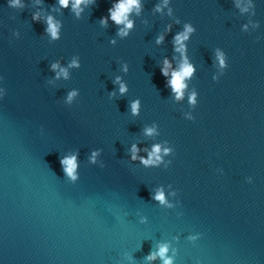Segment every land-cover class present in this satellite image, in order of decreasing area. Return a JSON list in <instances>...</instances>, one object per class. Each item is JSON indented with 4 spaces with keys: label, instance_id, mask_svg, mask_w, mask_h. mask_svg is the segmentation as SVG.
Instances as JSON below:
<instances>
[{
    "label": "water",
    "instance_id": "1",
    "mask_svg": "<svg viewBox=\"0 0 264 264\" xmlns=\"http://www.w3.org/2000/svg\"><path fill=\"white\" fill-rule=\"evenodd\" d=\"M115 2L81 5L77 17L59 0H21L23 8L0 0V264H163L146 260L161 243L173 264H264V0H141L126 37L113 21L99 23ZM49 15L60 22L57 39L45 32ZM188 22L196 28L184 41L194 72L176 100L160 68L165 57L178 66L173 37ZM216 48L229 64L218 82ZM73 58L80 67L55 79L51 63L67 68ZM193 87L191 121L183 113ZM72 89L78 95L66 104ZM153 125L158 135L145 136ZM133 143L145 158L154 143L175 154L144 167L131 160ZM96 149L103 151L89 164ZM70 150L79 152L75 184L59 162ZM161 187L172 207L151 199Z\"/></svg>",
    "mask_w": 264,
    "mask_h": 264
},
{
    "label": "clouds",
    "instance_id": "2",
    "mask_svg": "<svg viewBox=\"0 0 264 264\" xmlns=\"http://www.w3.org/2000/svg\"><path fill=\"white\" fill-rule=\"evenodd\" d=\"M39 2V0H37ZM96 0H59V5L61 7H68L69 3H71L72 11L75 13L77 17L80 16V13L83 11V8L81 5H88L89 3L95 4ZM169 0H163V5H168ZM9 4L12 7H19L23 8L24 5L21 3V0H9ZM239 6V5H237ZM143 5L141 4V0H117V2L113 3L111 7L108 9V15L103 16L99 19V23L102 27H107L108 21L111 20L115 23V25L118 26L117 29V35L120 37H126L129 34V31L133 28L134 22L132 19H130V15L133 13L136 16H139L141 13ZM162 6L161 4H156L154 11H161ZM246 9H242L244 11ZM168 14L171 16L173 14V9H168ZM40 13H34L32 16L33 20H39ZM175 23H180L179 17H176ZM46 24L47 27L45 28V32L50 35L52 39L59 38V28H60V22L54 20V18L49 15L46 18ZM171 24L167 25L165 28V31H171ZM247 26L245 25V28ZM196 32V28L193 26L191 22L184 23L183 24V31L177 33L173 37V44H174V52H177L180 54V62L178 63V66L173 69L172 64L168 60L167 57L163 60V66L160 68L161 73L164 77H166V87H170L171 91L175 94L176 100H182L185 97V92L188 88V85L186 84V80L190 78L193 75L194 67L192 63L189 62V59L186 56V45L184 41L188 40L189 36ZM15 35H19V33H15ZM165 39L164 33L159 34L156 37V43L160 44ZM112 43H115V40L112 41ZM175 59V57H173ZM214 64L218 65L219 68V74H213L212 80L213 81H219L220 77L224 74L225 70L229 67L228 64V57H226V54L221 51L219 48L215 49V57H214ZM73 67H80V64L78 62L77 58H73L68 65V67H62L59 63V61H56L54 63H51L50 68L51 70L56 72L55 79H59L63 77L65 80L69 78V68ZM124 71H128L127 64L124 65ZM3 80V76H0V81ZM48 84L54 83L53 80H48ZM113 83H119V92L121 95H123L127 91V86L124 82L121 81V78L117 76ZM6 88L0 86V98H2L6 94ZM78 95L77 89H72L67 93L66 99L64 103L66 104H72L73 99ZM116 93L113 91L110 93V96H115ZM198 96L199 93L195 87L188 92L187 95V102L189 105V111H186L183 113V116L187 120L194 121L196 119L195 115L193 114V110L196 108L198 104ZM139 107H140V101L139 99L134 100L130 103V110L132 115H138L139 114ZM44 133V127L41 126L40 128V134L43 135ZM143 134L145 136L151 137L153 135H158L157 128L155 125L153 126H145L143 128ZM169 141H164V144H168ZM102 149H96L91 151V155L88 157V163L89 164H97V157L102 153ZM141 151L140 148H138L137 144L133 143L131 145V148L129 149V152L131 154V160L136 161L139 160L140 163L144 167L149 166H158L163 159V156L168 155L170 152L175 154V148L172 145V147H162L160 143H154L151 147V150L148 148H144L143 151L147 152V158L139 156V152ZM79 152L78 150L71 151L70 154H63L59 157V162L62 167L63 171V178L66 179L67 182L75 184L79 178V168L80 165L78 164V157ZM172 164V160H169L167 164H165V168H168ZM99 166L103 168L105 166L104 162L101 161L99 163ZM216 171L220 174L224 173L223 168H217ZM245 180L247 183H253V177L248 176L245 177ZM169 187H172V184H169ZM179 190L175 189L170 193L172 196H176L178 194ZM150 196L151 199L159 201L162 205H167L168 207H172V204L169 203V201L166 199L165 193L163 191V188H157L155 191L152 189L150 190ZM139 215V213H138ZM147 217L140 215L139 220L140 223H145ZM202 233H197L194 236L189 237L191 240L198 239ZM169 251V245L167 243H161L158 247L157 251L150 252L148 256L146 257V260L151 261L157 258L159 256L163 262V264H173L172 257H169L167 255ZM128 259L130 260L131 257L129 256ZM122 264V262H121Z\"/></svg>",
    "mask_w": 264,
    "mask_h": 264
}]
</instances>
